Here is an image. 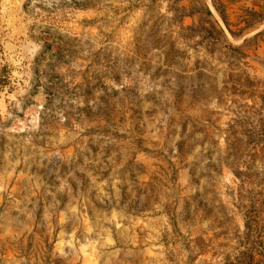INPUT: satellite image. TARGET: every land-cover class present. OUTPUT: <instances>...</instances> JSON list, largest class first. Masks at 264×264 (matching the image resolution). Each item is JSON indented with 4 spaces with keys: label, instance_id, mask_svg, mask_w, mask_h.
Here are the masks:
<instances>
[{
    "label": "rangeland",
    "instance_id": "1",
    "mask_svg": "<svg viewBox=\"0 0 264 264\" xmlns=\"http://www.w3.org/2000/svg\"><path fill=\"white\" fill-rule=\"evenodd\" d=\"M0 64V264H264V0H0Z\"/></svg>",
    "mask_w": 264,
    "mask_h": 264
},
{
    "label": "trees",
    "instance_id": "2",
    "mask_svg": "<svg viewBox=\"0 0 264 264\" xmlns=\"http://www.w3.org/2000/svg\"><path fill=\"white\" fill-rule=\"evenodd\" d=\"M259 34H262V32ZM9 75H10V73L8 71V67L6 65L3 66L0 64V87L1 88L6 87V85L8 83V79L10 77Z\"/></svg>",
    "mask_w": 264,
    "mask_h": 264
}]
</instances>
